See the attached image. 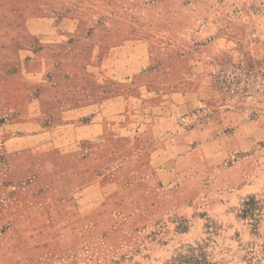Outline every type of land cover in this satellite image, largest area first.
<instances>
[{
  "label": "rangeland",
  "instance_id": "obj_1",
  "mask_svg": "<svg viewBox=\"0 0 264 264\" xmlns=\"http://www.w3.org/2000/svg\"><path fill=\"white\" fill-rule=\"evenodd\" d=\"M233 64L264 84V0H0V264H264Z\"/></svg>",
  "mask_w": 264,
  "mask_h": 264
},
{
  "label": "built area",
  "instance_id": "obj_2",
  "mask_svg": "<svg viewBox=\"0 0 264 264\" xmlns=\"http://www.w3.org/2000/svg\"><path fill=\"white\" fill-rule=\"evenodd\" d=\"M262 77V70H255L233 64L221 71L219 85L225 92L252 97L258 95L263 90L264 84ZM205 113L207 112L198 110L194 113V116L201 117Z\"/></svg>",
  "mask_w": 264,
  "mask_h": 264
},
{
  "label": "trees",
  "instance_id": "obj_3",
  "mask_svg": "<svg viewBox=\"0 0 264 264\" xmlns=\"http://www.w3.org/2000/svg\"><path fill=\"white\" fill-rule=\"evenodd\" d=\"M203 262H204V259L196 257V258H189L185 260L184 262H182L181 264H203Z\"/></svg>",
  "mask_w": 264,
  "mask_h": 264
}]
</instances>
